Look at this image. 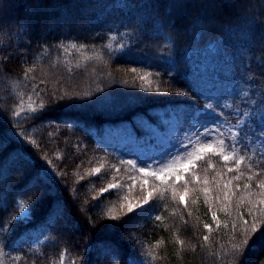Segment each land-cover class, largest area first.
Listing matches in <instances>:
<instances>
[{
	"label": "trees",
	"instance_id": "obj_1",
	"mask_svg": "<svg viewBox=\"0 0 264 264\" xmlns=\"http://www.w3.org/2000/svg\"><path fill=\"white\" fill-rule=\"evenodd\" d=\"M25 2L27 12L22 0H0V145H7L0 148V200L7 207L0 216L17 214L16 203L30 204L32 216L0 246V264H115L100 244L118 249L119 264H264V229L242 256L231 255L243 222L251 225L249 208L264 206L256 143L237 151L247 157L239 166L206 155L182 181L163 182L122 162L107 143L116 129L146 139L151 125L132 122L149 109L201 110L194 73L205 78L201 88L209 80L216 85L210 103L212 111L219 112L217 102L223 108L218 118L236 129L242 120L247 130L249 110L264 109V0ZM145 73L152 92L141 91ZM184 90L189 95L174 94ZM148 119L157 131L166 128L157 116ZM189 127L185 122L176 135ZM16 152L31 160L16 159ZM41 169L47 180L30 203L35 190H22ZM109 184L117 187L104 191ZM149 195L147 212L123 215Z\"/></svg>",
	"mask_w": 264,
	"mask_h": 264
},
{
	"label": "snow or ice",
	"instance_id": "obj_2",
	"mask_svg": "<svg viewBox=\"0 0 264 264\" xmlns=\"http://www.w3.org/2000/svg\"><path fill=\"white\" fill-rule=\"evenodd\" d=\"M25 9V12L28 11V5L25 0H22L20 5ZM18 24L23 23L22 18H17L16 21ZM4 21L0 20V27H2ZM73 48L76 45H72ZM123 48V45L120 46ZM174 68V64L169 68V72H171ZM132 72H136V69H131ZM150 74L145 73L144 75L139 76L141 84V91L143 92H152L153 89L150 87L152 81L149 78ZM205 78L201 77L199 79L196 78L195 73L192 79V88L199 93V96L205 100V104L203 108L199 111H190L184 105H169L164 109L155 110L149 109L148 115L143 116L140 115L138 117L133 118V122L136 127L143 129L139 124H137V120L145 121L148 125H151L149 121V116H157L161 123L164 120L170 122V124H166L170 126L171 133L175 134V132L184 127L185 122H187L190 127L187 129L189 133H194L196 137H199L197 140L198 147H192L191 139L189 136V143L185 144L183 141H180L179 144H172L170 147H167L159 152L157 155H150L146 157L137 156V159H128L124 161L123 157H120L122 162H126L128 165H131L133 168H137L138 170L144 174L146 177H156V179L164 181L165 177L174 176L176 181H182L184 179L185 174H187L190 170L196 167V164L205 159L206 155H217L219 156L223 162L227 163L229 161H234L236 165H241L243 161L247 158L243 155L237 158V151H247L251 148L253 143H256L257 149L256 153L261 161H264V109L261 110L259 115L252 110H249L248 115L245 116V121L248 122L247 130L241 131L243 128V123L241 124V128H237L235 131L228 132V137H234L229 143L226 138L220 135L219 139H215L212 135L216 133V129H221V133H223V129L221 128V124L223 123L222 118L218 119L220 112H223V108L220 107L219 102L215 105L216 108L219 109V112L212 111L213 105L210 103L211 97L215 95L212 91L216 85L209 80V84L206 89L201 88V82L204 81ZM155 93L164 94L160 87L155 88ZM175 95H189L187 90L177 91L174 93ZM248 98V94H245V99ZM135 100L130 101L134 103ZM41 108L44 105L40 106ZM37 109L32 108L30 112L32 115L29 117L30 119H34L37 114ZM235 116L239 117L243 115V113L236 111L234 113ZM207 116V120H202L201 118ZM249 117L252 118L249 121ZM258 118V124L255 123ZM164 124V123H163ZM71 126V125H69ZM133 131V130H132ZM240 136H243L244 139H240ZM205 138L212 140V142L200 143V140H205ZM7 147V145H0V148ZM192 147V151H189V148ZM183 151L186 153V158L180 156V152ZM16 159L27 160L30 161L31 157H24L22 153L16 152L14 154ZM194 157V158H193ZM163 165V167H161ZM208 168L212 167V163L210 160L207 161ZM93 173H99V168H94ZM231 171V169H229ZM48 176L47 170L41 169L39 170L35 176L32 177L29 184L26 185L25 189L22 191L24 195H29L35 190V195L31 196V201H38L41 198V191L38 190V186L42 180L46 181ZM251 179V177H249ZM147 183V181H145ZM115 184H109L108 188L104 191H110L111 189L116 188ZM248 185H245L247 188ZM260 188H264V183L259 185ZM227 188V185H225ZM187 187H184V194H187ZM206 191V189H205ZM181 200H183V195H181ZM225 198L227 199V193L225 194ZM144 204L136 202L129 203L127 207V211L124 212V216H129L130 214H143L148 211L145 207L146 204L150 203V195L143 197ZM260 205H264V199L259 201ZM15 207L19 208V212L15 215H3L0 216V246L6 247L8 239L11 238L12 234L15 231V225L17 224H28L31 222V207L30 204L24 203H16ZM0 208H4L5 212H7V207L2 200H0ZM249 215L252 216L251 225H249L248 221L243 222V228L241 231V239L238 243H233L231 249V255L233 257L242 256L247 250L248 246L252 243L253 239L260 233L261 229H264V206L256 207L253 206L249 208ZM51 219V217H50ZM112 220H122L121 216H110ZM155 219L159 220L160 217L156 216ZM212 219L216 220V213H212ZM238 219H242V217H238ZM115 225H113L114 227ZM207 227V225H205ZM237 229V225L233 224V231L235 232ZM207 239V237H205ZM264 243V240L261 241ZM90 245H86L89 247ZM3 247H0V251H3ZM98 247L101 249V255L108 256L115 264H119L120 255L118 249L114 245H106L100 244Z\"/></svg>",
	"mask_w": 264,
	"mask_h": 264
},
{
	"label": "rangeland",
	"instance_id": "obj_3",
	"mask_svg": "<svg viewBox=\"0 0 264 264\" xmlns=\"http://www.w3.org/2000/svg\"><path fill=\"white\" fill-rule=\"evenodd\" d=\"M201 119L207 120L208 117H202ZM158 121L161 123L159 118H158ZM163 123H161V124L165 125L166 128H164L161 131H157L156 126H151L152 132L150 133V135H148V137L146 139L139 137V139L137 140L135 135L131 136L128 133L127 134L121 133L120 130L116 129L115 131H113V134H115L117 136L114 139H110L107 143L110 147L112 146L114 150H117L118 153L120 154V156L123 157L124 160H126V161L128 159L135 160V159H137V156L146 157V156H150V155H157V154H159L160 151H162L163 149H165L167 147H170L172 144H179L180 141H183L185 144H188L189 143V136L192 137V139H191L192 147H198L199 146L197 144V140H199V137H196L194 133H189L186 130V132L183 136H177L176 133L172 134L170 126L166 125V124H170L169 121L164 120ZM238 124L241 125L242 120ZM221 128L224 130L223 133H221V129H216V133L212 134L215 139L220 138V135H217V134H221L225 137V135L228 134V132L236 130L235 125H232L225 120H223V123L221 124ZM128 129L129 128L127 127L126 130L128 131ZM151 138H156L157 141H156L155 145H154V143L149 141ZM205 139L208 142H212V140H209L207 138H205ZM230 139L232 140L235 138L231 137ZM201 141L202 140H200V143H202ZM192 147L189 148L190 152L192 151ZM180 156L186 158V153L181 151ZM161 167H163V165H161ZM141 174L144 175L143 173H141ZM170 178H174V176L165 177V179H170ZM144 184H146L145 181H144ZM60 264H61V262H60Z\"/></svg>",
	"mask_w": 264,
	"mask_h": 264
}]
</instances>
